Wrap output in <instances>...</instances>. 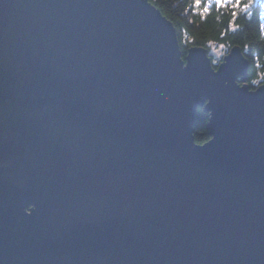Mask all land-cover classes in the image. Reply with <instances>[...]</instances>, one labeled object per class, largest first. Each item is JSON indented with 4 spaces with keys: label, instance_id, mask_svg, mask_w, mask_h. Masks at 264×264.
<instances>
[{
    "label": "water",
    "instance_id": "95a60500",
    "mask_svg": "<svg viewBox=\"0 0 264 264\" xmlns=\"http://www.w3.org/2000/svg\"><path fill=\"white\" fill-rule=\"evenodd\" d=\"M248 70L148 0H0V264H264Z\"/></svg>",
    "mask_w": 264,
    "mask_h": 264
},
{
    "label": "trees",
    "instance_id": "16d2710c",
    "mask_svg": "<svg viewBox=\"0 0 264 264\" xmlns=\"http://www.w3.org/2000/svg\"><path fill=\"white\" fill-rule=\"evenodd\" d=\"M148 1L173 24L184 60L193 47L205 48L210 53L218 51L222 57L212 56L213 67L217 70L223 57L238 47L249 63V88L256 90L264 85V31L260 27L264 25V7L258 4L249 15L242 7H218L214 3L209 7L207 0H201L199 7L195 0ZM208 120L209 116L203 111L197 113L194 136L199 145L210 140Z\"/></svg>",
    "mask_w": 264,
    "mask_h": 264
},
{
    "label": "snow or ice",
    "instance_id": "6c2138e0",
    "mask_svg": "<svg viewBox=\"0 0 264 264\" xmlns=\"http://www.w3.org/2000/svg\"><path fill=\"white\" fill-rule=\"evenodd\" d=\"M209 7L214 3L218 7H227L231 6L233 9L243 8V10L251 15V9L257 6L258 4L261 7H264V0H247V3H244L243 0H207ZM196 6L199 7L201 4V0H195ZM207 8H205V12H207ZM233 17L237 15L234 11L232 13ZM261 30L264 31V25H261Z\"/></svg>",
    "mask_w": 264,
    "mask_h": 264
},
{
    "label": "rangeland",
    "instance_id": "374dc122",
    "mask_svg": "<svg viewBox=\"0 0 264 264\" xmlns=\"http://www.w3.org/2000/svg\"><path fill=\"white\" fill-rule=\"evenodd\" d=\"M206 50H207V49H206ZM207 51H208V50H207ZM208 54H209L211 60H212V56H215V57H217V58L222 57V56H221V53L218 52V51H214V52H211V53L208 51ZM226 56H227V55H226ZM223 58H224V57H223ZM222 63H223V61L220 62V64H222ZM220 64H219V65H220ZM212 65H213V62H212ZM219 65H218V66H219ZM246 84H247V83H246ZM242 85H244V84H241V86H242ZM260 87H261V86H260Z\"/></svg>",
    "mask_w": 264,
    "mask_h": 264
},
{
    "label": "bare ground",
    "instance_id": "6f19581e",
    "mask_svg": "<svg viewBox=\"0 0 264 264\" xmlns=\"http://www.w3.org/2000/svg\"><path fill=\"white\" fill-rule=\"evenodd\" d=\"M193 48H194V47H193ZM225 57H226V56H225ZM225 57H224V58H225ZM224 58H223V59H224ZM247 85H248V84H247Z\"/></svg>",
    "mask_w": 264,
    "mask_h": 264
}]
</instances>
